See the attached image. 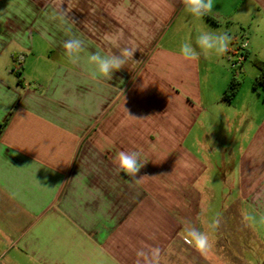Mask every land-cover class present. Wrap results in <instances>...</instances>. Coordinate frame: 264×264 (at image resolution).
I'll use <instances>...</instances> for the list:
<instances>
[{
	"label": "crops",
	"instance_id": "obj_1",
	"mask_svg": "<svg viewBox=\"0 0 264 264\" xmlns=\"http://www.w3.org/2000/svg\"><path fill=\"white\" fill-rule=\"evenodd\" d=\"M201 30L231 49L184 60ZM73 36L137 62L93 80L65 55ZM242 43L264 60V0H214L202 18L181 0H0V264H144L142 247L159 264H264V103L222 99ZM119 150L148 161L138 183L116 172ZM186 221L211 253L186 243Z\"/></svg>",
	"mask_w": 264,
	"mask_h": 264
},
{
	"label": "clouds",
	"instance_id": "obj_2",
	"mask_svg": "<svg viewBox=\"0 0 264 264\" xmlns=\"http://www.w3.org/2000/svg\"><path fill=\"white\" fill-rule=\"evenodd\" d=\"M181 3L184 5V10L194 18H202L211 13L214 8V0H181ZM60 16L67 19L68 11L61 9ZM230 42L231 36L227 33L201 30L195 40L196 47L193 46L191 40L186 39L181 44L179 53L186 61L198 62L201 55L206 58L222 55L229 48ZM62 47L68 59L73 64H81L93 80L100 78L111 80L114 72L121 70L130 62H137L133 60L136 49L128 47L115 53L100 51L85 53V42L75 36L64 41ZM141 160L142 155L138 150H119L113 157L112 163L117 173H123L138 183L145 176L137 179V173L148 162L142 163ZM244 219H248L246 214ZM219 224V218H214L208 228L214 231ZM186 225V243L203 255L211 253L214 244L209 231L197 229L191 225L190 221H186ZM160 254L159 247L136 249V256L142 258L144 264H159ZM136 264H141V260H137Z\"/></svg>",
	"mask_w": 264,
	"mask_h": 264
},
{
	"label": "rangeland",
	"instance_id": "obj_3",
	"mask_svg": "<svg viewBox=\"0 0 264 264\" xmlns=\"http://www.w3.org/2000/svg\"><path fill=\"white\" fill-rule=\"evenodd\" d=\"M233 49H235V51L237 52L235 55H241V51H240V47H232ZM231 49L230 47L228 48V50ZM235 56L230 55V53H226L224 55V61L226 63V70L229 74V78L231 77L232 74H235L236 76H238L241 80V87H240V93H242L243 91H249L252 92L253 96L255 99H257L259 102L264 103V89L258 87L256 90L253 91V81H251V77L253 76L252 74L254 72H257V69L252 65L251 61H252V57L248 56L246 57L244 60H242L243 62V67H244V71H242L241 66L237 69V71H234L231 66H230V61L234 58ZM229 59V60H228ZM212 73H213V82L210 83V85L212 87H217V78L219 77V71L218 68L213 67L211 69ZM223 122L219 120V118L217 117V115L211 116L210 117V121L206 124L205 126L207 127V130L212 129L215 130V132L218 134V131L223 130L222 128ZM208 132V131H207ZM216 182L214 181V184ZM217 186V185H216ZM217 198V197H216ZM216 200V199H215ZM218 200V199H217ZM218 202L216 201V205ZM213 214V213H212Z\"/></svg>",
	"mask_w": 264,
	"mask_h": 264
},
{
	"label": "trees",
	"instance_id": "obj_4",
	"mask_svg": "<svg viewBox=\"0 0 264 264\" xmlns=\"http://www.w3.org/2000/svg\"><path fill=\"white\" fill-rule=\"evenodd\" d=\"M251 63L258 71V75L253 81V90H256L258 87L264 89V60L254 57ZM241 83L242 80L235 74H232L227 86L223 90L222 99L230 102L238 92Z\"/></svg>",
	"mask_w": 264,
	"mask_h": 264
},
{
	"label": "built area",
	"instance_id": "obj_5",
	"mask_svg": "<svg viewBox=\"0 0 264 264\" xmlns=\"http://www.w3.org/2000/svg\"><path fill=\"white\" fill-rule=\"evenodd\" d=\"M246 44L242 43L240 46L241 55H234L235 57L230 61V66L234 71H237V69L240 67V64L242 60L244 59V50H245ZM236 54V53H235Z\"/></svg>",
	"mask_w": 264,
	"mask_h": 264
}]
</instances>
